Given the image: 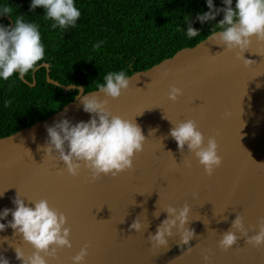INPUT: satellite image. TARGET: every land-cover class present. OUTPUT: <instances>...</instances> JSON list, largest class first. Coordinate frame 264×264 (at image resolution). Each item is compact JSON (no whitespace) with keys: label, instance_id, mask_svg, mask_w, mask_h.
Segmentation results:
<instances>
[{"label":"water","instance_id":"1","mask_svg":"<svg viewBox=\"0 0 264 264\" xmlns=\"http://www.w3.org/2000/svg\"><path fill=\"white\" fill-rule=\"evenodd\" d=\"M206 38L126 75L129 86L116 99L95 93L107 101L110 113L133 120L145 136L132 167L115 176L92 179L82 162L72 176L55 153L37 150L46 139L45 125L61 117L73 123L88 120L79 96L96 89L84 92L81 86L59 84L49 78L46 63L34 68L30 85L42 66L48 83L77 93L51 115L0 137V209L13 208L17 195L29 206L44 199L64 214L71 247L57 248L54 257H45L48 264H72L71 257L85 245L81 264H264V244H247L235 229L236 243L227 250L218 246L236 215L249 236L264 218V42L252 38L242 55L253 63L245 66L235 50H223ZM172 86L181 90L175 100L168 98ZM189 119L205 143L215 139L221 163L211 174L186 145L178 151L168 136L170 127ZM160 200L167 205L157 209ZM184 205L189 207L186 226L194 230L190 250L177 246L175 229L167 247L152 248L147 235L154 234L165 217L163 210ZM155 210L158 217L153 216ZM136 217L147 229L129 228ZM5 220H11V214ZM0 237H7L0 240V254L9 264H20L13 247L25 256L33 251L11 228Z\"/></svg>","mask_w":264,"mask_h":264},{"label":"clouds","instance_id":"2","mask_svg":"<svg viewBox=\"0 0 264 264\" xmlns=\"http://www.w3.org/2000/svg\"><path fill=\"white\" fill-rule=\"evenodd\" d=\"M221 4L223 7H218L214 6L213 0H205L207 11L197 12L195 19L201 24L215 21L206 39L222 45L223 50H235L237 58L242 59L245 66L250 65L253 61L245 59L242 54L249 48L253 37L258 42H264V0H221ZM36 8L43 10L42 16L45 20L52 21L49 27L53 29L75 27L80 17L74 0H30L29 12ZM220 14L221 18L216 20ZM4 15L10 17L12 23L0 24V81H7L13 73L22 79L43 60L45 48L36 23L26 21L20 14H15L13 19V8L9 4L0 5V16ZM190 15L183 18L186 24L185 35L188 38L200 34L199 29L192 27ZM102 44L103 41H97L92 47L95 50ZM129 81L130 78L123 70L107 72L103 76V82L95 85L94 92L79 96L82 110L89 114L88 120L73 123L68 118L61 117L58 121L45 125L46 139L43 145H37V150H42L48 156L55 153L56 158L72 176L77 174L81 162L90 171L92 179L100 174L115 176L131 168L132 157L134 153L141 151L145 136L133 120L110 113L105 107L107 101L98 99L95 94L101 93L105 97L116 99L128 88ZM180 91L179 88L170 87L168 98L175 100ZM155 131L150 129L149 133L153 134ZM168 136L175 141L178 151L183 150L186 145L206 174H211L220 165L215 139L209 137L205 143L203 134L192 120L176 123L169 128ZM12 204L14 207L11 209H0V220H5L11 214V220L0 223V232L6 227L11 228L13 234H18L32 246L33 251L27 256L19 247H13L15 258L20 264H48L45 257H54L57 248L71 247L64 214L49 207L46 200L30 201L29 206L16 195ZM163 212L166 215L157 224L154 234L149 232L147 235L150 246L167 247V238L173 235L175 229L179 235L177 246H183L184 251L190 250L189 241L194 236V230L186 226L189 222V207L168 206ZM159 215L157 210L153 212L154 217ZM226 219L227 217L224 220ZM144 227L147 229L148 224L142 225L137 217L129 225L135 231ZM232 229L240 232L245 242L253 247L264 244V218L258 223L255 234L249 236L243 228L241 217L236 215L229 229L221 233L218 241V246L223 250L234 245L238 239ZM0 240H7V237H0ZM86 249L87 245L71 257L72 264H81ZM204 259L207 261L208 257L205 256ZM0 264H9L2 254Z\"/></svg>","mask_w":264,"mask_h":264},{"label":"trees","instance_id":"3","mask_svg":"<svg viewBox=\"0 0 264 264\" xmlns=\"http://www.w3.org/2000/svg\"><path fill=\"white\" fill-rule=\"evenodd\" d=\"M30 0H0L15 14L38 25L48 65L49 78L59 84L81 86L84 92L95 90L110 71L123 70L126 75L146 69L177 50L193 46L204 39L215 21L201 24L195 19L207 11L205 0H74L80 11L75 27L50 28L52 21L43 18V10L29 12ZM214 6L223 7L221 0ZM191 14L192 27L200 34L185 35L184 16ZM222 14L216 17L221 18ZM11 18L0 16V24L10 25ZM97 41L103 44L93 49ZM23 77L13 73L0 81V137L43 119L73 99L77 90H64L46 81L45 67Z\"/></svg>","mask_w":264,"mask_h":264},{"label":"bare ground","instance_id":"4","mask_svg":"<svg viewBox=\"0 0 264 264\" xmlns=\"http://www.w3.org/2000/svg\"><path fill=\"white\" fill-rule=\"evenodd\" d=\"M167 204L166 203H164V202H162V200H160V203L157 205V209L159 208V207H164V206H166Z\"/></svg>","mask_w":264,"mask_h":264}]
</instances>
